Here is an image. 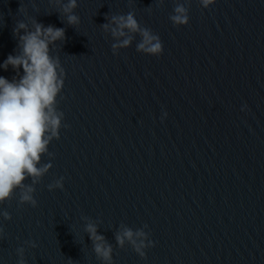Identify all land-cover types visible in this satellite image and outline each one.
I'll return each instance as SVG.
<instances>
[{
    "label": "water",
    "instance_id": "1",
    "mask_svg": "<svg viewBox=\"0 0 264 264\" xmlns=\"http://www.w3.org/2000/svg\"><path fill=\"white\" fill-rule=\"evenodd\" d=\"M175 2L77 0L73 28L48 0H0V64L19 52L17 21L65 28L52 55L65 70L67 125L54 158L41 159L53 166L38 206H18V194L0 205L12 217L0 216V264H18L21 246L26 264H102L82 216L113 246V264H264V0H191L179 28ZM129 11L160 36L161 56L137 52L138 35L113 54L100 25ZM61 176L63 189L49 191ZM144 225L146 258L118 247L122 226Z\"/></svg>",
    "mask_w": 264,
    "mask_h": 264
},
{
    "label": "clouds",
    "instance_id": "2",
    "mask_svg": "<svg viewBox=\"0 0 264 264\" xmlns=\"http://www.w3.org/2000/svg\"><path fill=\"white\" fill-rule=\"evenodd\" d=\"M48 2L57 6L58 14L65 18L63 21L67 25L76 28L80 24V17L75 14L77 0ZM164 2L158 0V5ZM198 3L203 9H209L216 0H198ZM190 7L191 0L175 2L173 13L169 16L174 27L189 24ZM19 11L25 13L26 9L21 6ZM105 19L107 22L100 27L113 39L111 50L114 55L129 48L137 35L140 37L136 43L137 52L156 57L163 54L160 36L142 26L133 11L106 15ZM31 24L32 29H29L28 24L17 21L13 33L18 37L19 52L16 55L9 54L0 64V68L5 71L11 66L16 73L11 80L0 76V205L11 201L18 194V206L27 204L35 208L38 206L34 196L36 185L42 182L53 166L51 163L41 164V159L44 156L54 158L55 154L49 151V145L54 139L60 138V129L67 127L62 124L64 113L57 107V97L64 87L65 70L59 56L52 55L56 42H64L66 34L65 28L45 26L35 18H31ZM60 98L63 99L62 96ZM29 180L30 183H27ZM63 181L62 176L55 179L47 185L48 190H62ZM0 216L4 220L12 219L7 210L0 212ZM82 219L87 221L84 231L92 241L96 259L102 264H113V246L98 233L97 224L91 222L89 217L82 216ZM147 227L144 225L133 230L122 226V230L115 233L116 244L123 249L127 243L141 258H146L145 249L154 246L149 238L150 233L144 230ZM3 235L4 229L0 227V238ZM24 243L32 248L37 246L33 241ZM16 254L19 257L18 264H26L23 246L16 249Z\"/></svg>",
    "mask_w": 264,
    "mask_h": 264
}]
</instances>
